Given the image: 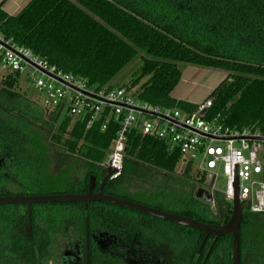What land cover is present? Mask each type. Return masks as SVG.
Wrapping results in <instances>:
<instances>
[{
    "label": "trees",
    "instance_id": "obj_1",
    "mask_svg": "<svg viewBox=\"0 0 264 264\" xmlns=\"http://www.w3.org/2000/svg\"><path fill=\"white\" fill-rule=\"evenodd\" d=\"M3 2L0 32L92 86L111 87L126 70L127 87L141 101L192 111L197 103L171 96L180 80L179 64L220 70L226 76L208 95V116L222 115L232 127L264 130V0H27L15 14L4 11ZM20 84L17 76L0 77V174L4 167L8 174L0 175V185L4 194H57L34 187L66 182L68 168L48 172V145L63 153L59 164L72 154L94 169L104 160L115 127L102 132L96 123L86 129L85 122L70 118L58 126L50 123L43 109L18 91ZM40 126L48 132H39ZM179 160L163 141L132 132L113 190L121 192V183L129 181L157 186L149 172L168 175ZM11 179L22 186L8 185ZM185 193L166 203L155 198L159 202L149 206L203 223L229 219L231 204L221 199L225 208L218 213L216 205L211 210L195 197L194 186ZM113 194L131 199L123 191ZM57 205L37 204L60 209ZM243 210L238 243L264 242L256 231L264 226V215ZM220 239L230 245V239Z\"/></svg>",
    "mask_w": 264,
    "mask_h": 264
},
{
    "label": "built area",
    "instance_id": "obj_2",
    "mask_svg": "<svg viewBox=\"0 0 264 264\" xmlns=\"http://www.w3.org/2000/svg\"><path fill=\"white\" fill-rule=\"evenodd\" d=\"M11 75L43 94L40 107L45 115L51 112L54 118L66 110L63 120L85 122L86 129L96 123L102 132L110 125L115 127V136L100 163L105 171L111 170L109 180L121 176L126 143L134 132L159 139L168 150L178 152L186 162L184 169L198 163L197 175L203 184L212 187L221 173L225 179L222 197L229 204L237 180L241 208L264 215V130L236 128L222 115L208 116L210 99L192 111H183L141 101L134 89L125 85L95 87L0 32V77ZM202 187L211 194L209 203L214 210L213 194Z\"/></svg>",
    "mask_w": 264,
    "mask_h": 264
},
{
    "label": "flooded vegetation",
    "instance_id": "obj_3",
    "mask_svg": "<svg viewBox=\"0 0 264 264\" xmlns=\"http://www.w3.org/2000/svg\"><path fill=\"white\" fill-rule=\"evenodd\" d=\"M47 120L54 122L52 116ZM56 166H60L57 172L66 169L64 164ZM76 169L59 194L86 193L92 176L91 194L138 202L132 200V181L119 186L131 199L118 197L113 191H122L113 190L116 180L108 176L104 180L106 171L101 166L91 169L83 161ZM89 170L93 174L84 183ZM0 175L8 176L5 167ZM7 184L22 186L16 180ZM1 196L21 195L4 194L0 185ZM37 204L58 203H32L30 208L26 203L0 204V264H233L230 233L205 237L201 230L102 200L62 202L57 205L60 209ZM220 238L230 239V245L219 242ZM237 264H264V242L238 243Z\"/></svg>",
    "mask_w": 264,
    "mask_h": 264
},
{
    "label": "rangeland",
    "instance_id": "obj_4",
    "mask_svg": "<svg viewBox=\"0 0 264 264\" xmlns=\"http://www.w3.org/2000/svg\"><path fill=\"white\" fill-rule=\"evenodd\" d=\"M27 3V0H5L2 3V8L9 14H14L18 10H20L25 4ZM131 68V65L128 67ZM179 68L181 70V76L180 80L177 83V85L173 88L171 92V96L178 100H184L189 101L193 103H203L206 99H208V95L211 93V91L225 78L226 74L220 70H213L209 68L204 67H198L194 65L189 64H179ZM126 70H124L123 74L121 76H117L112 83L114 85H126L128 83V75L123 78L126 75ZM20 89L18 90L20 93H24L25 97L32 101L33 103L41 106L43 104V94L39 93L30 83H26V81H20ZM39 132L47 133L48 131L44 130L39 127ZM46 131V132H45ZM50 142V141H49ZM51 143V142H50ZM47 144V142H46ZM48 145V144H47ZM49 149V158L51 159V162L49 161L48 166V172L52 175L56 174L57 169L60 167H57L56 165L59 164V159L61 156L60 151L58 148L56 149L52 145H48ZM49 159V160H50ZM81 158L79 159L78 156L67 154V161L64 163V166L61 168H68L66 182H62L58 186H51L47 185L45 182H43L42 186L38 183L34 187L38 190L44 189H55L54 191H58V194L62 192L61 189L66 188V184L70 181V178L73 177L74 172L77 170L76 168L79 167L82 164ZM184 164H186L185 160L182 158L178 161L173 173H170L168 175H164L161 173H155V172H149L151 182L156 183L157 186H149L147 183H141V182H132V200L138 201L139 203L143 205H153L159 200H161L162 203H166V200L164 199H174V198H181L182 196H185V190L188 187L194 186L195 191L197 188L204 186L207 190H209L213 194V202L217 207L218 213L223 212L224 206V199L222 197V193L225 190V179L219 173L217 175V178L214 181L213 186L203 184L200 182L197 178V169L198 163H193L192 168L189 169L187 174L183 176L184 171ZM57 167V168H56ZM54 177V176H53ZM34 185V184H33ZM137 186V187H136ZM142 190H140V189ZM203 188V187H201ZM138 189V190H136ZM145 189V190H144ZM135 190V191H134ZM183 191V192H182ZM158 198V199H155ZM171 198V199H170ZM223 200V202L221 201ZM207 204L210 205L209 202ZM246 210V209H245ZM243 210V211H245ZM262 223V222H261ZM264 223V221H263ZM264 225V224H263ZM256 231L264 237V226L256 228Z\"/></svg>",
    "mask_w": 264,
    "mask_h": 264
},
{
    "label": "water",
    "instance_id": "obj_5",
    "mask_svg": "<svg viewBox=\"0 0 264 264\" xmlns=\"http://www.w3.org/2000/svg\"><path fill=\"white\" fill-rule=\"evenodd\" d=\"M66 110H63L60 115L54 116L53 120L56 122L57 126L61 124ZM47 119L51 118V112H49L46 116ZM111 172L110 169L106 170V174L104 176V180ZM103 180V181H104ZM208 180V176H207ZM94 185V177H90L88 191L84 194H40V195H21V196H1L0 204L5 203H26L29 208L32 203H62V202H82L86 204L88 200H102L107 203L116 204L119 206H123L132 210H136L138 212L150 215L152 217H156L162 220H167L170 222L177 223L179 225L195 228L204 232L205 237L207 235H214L215 237H219L226 233H230L232 237V250H233V264H237L238 262V233H239V225L242 217V208L240 201L237 195V180H235V194L234 199L231 204V215L228 221L220 226H213L204 224L202 222L186 218L181 215H177L174 213H170L158 208L146 206L140 204L138 202H133L127 199H121L113 196H105L100 192L93 195L91 194V189ZM195 197L199 200L205 202H211V194L207 192L204 188H197L195 191ZM30 213V209H28V214Z\"/></svg>",
    "mask_w": 264,
    "mask_h": 264
},
{
    "label": "crops",
    "instance_id": "obj_6",
    "mask_svg": "<svg viewBox=\"0 0 264 264\" xmlns=\"http://www.w3.org/2000/svg\"><path fill=\"white\" fill-rule=\"evenodd\" d=\"M2 1H5V0H0V3H1ZM4 11H5V10H4ZM18 11H19V10H18ZM18 11H17V12H18ZM17 12H16V13H17ZM14 14H15V13H14Z\"/></svg>",
    "mask_w": 264,
    "mask_h": 264
}]
</instances>
